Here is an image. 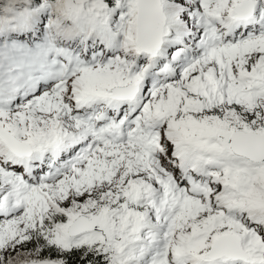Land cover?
<instances>
[{"label": "snow or ice", "instance_id": "obj_1", "mask_svg": "<svg viewBox=\"0 0 264 264\" xmlns=\"http://www.w3.org/2000/svg\"><path fill=\"white\" fill-rule=\"evenodd\" d=\"M0 264H264V0H0Z\"/></svg>", "mask_w": 264, "mask_h": 264}]
</instances>
